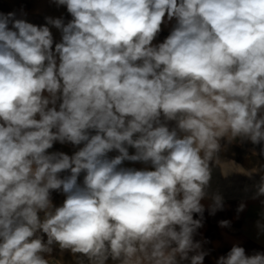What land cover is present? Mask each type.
Segmentation results:
<instances>
[{
	"label": "clouds",
	"instance_id": "obj_1",
	"mask_svg": "<svg viewBox=\"0 0 264 264\" xmlns=\"http://www.w3.org/2000/svg\"><path fill=\"white\" fill-rule=\"evenodd\" d=\"M52 3L71 18L0 12V264H56L57 249L73 264H204L194 237L226 206L215 158L234 141L264 157V0ZM254 174L259 236L264 165ZM215 264L264 251L235 242Z\"/></svg>",
	"mask_w": 264,
	"mask_h": 264
},
{
	"label": "crops",
	"instance_id": "obj_2",
	"mask_svg": "<svg viewBox=\"0 0 264 264\" xmlns=\"http://www.w3.org/2000/svg\"><path fill=\"white\" fill-rule=\"evenodd\" d=\"M21 9L27 13L26 19L28 22L37 25L45 23V16L59 17L63 15L65 21L71 18L64 7L57 8L52 3V0H0V12L16 11L19 16ZM170 28L171 24L164 27L154 43L163 42V39L169 34ZM51 30L54 40L58 42L60 33L54 28ZM54 150L65 151L68 154H71L73 151L71 146H61L58 143L49 151ZM253 150L258 153L260 146H254L250 142L241 144L239 141H234L231 144H226L225 148L214 160L212 188H218L222 192L225 197L226 206L224 211L217 212L215 216H207L208 212L205 211V218L208 219L205 220L202 229L211 230V232H209L205 240L206 242L202 245L203 250L209 252V255L205 257L204 264H215V260L220 255H224V253L230 250L233 243L224 245L222 243L211 242V240L215 238L214 234H218V230L225 229L218 225V221L222 220L224 214H237L236 209L241 201L246 202V208L239 214H246V221L239 219L240 216L238 215V219L231 221V227L226 229H247L245 240L237 241L241 246L245 247L246 254H252L254 250L264 251V235L258 236V229L256 227V221L260 219L261 204L259 200L250 199L251 191L247 193L244 191L246 186L251 189L252 185L260 179V174H254L251 179L248 175L260 171L261 166L264 165V157L255 155ZM125 166L142 167L140 164H132L130 162H125ZM53 199L54 203L59 205L62 203L64 197L53 193ZM202 203L207 205L210 201L204 200ZM214 230L215 233L212 232ZM53 255L57 258L56 264H73L74 257L68 253H59L57 249Z\"/></svg>",
	"mask_w": 264,
	"mask_h": 264
},
{
	"label": "rangeland",
	"instance_id": "obj_3",
	"mask_svg": "<svg viewBox=\"0 0 264 264\" xmlns=\"http://www.w3.org/2000/svg\"><path fill=\"white\" fill-rule=\"evenodd\" d=\"M240 216L239 219H241L242 221H246V214H224L222 219H228L230 221H235L237 220V216ZM209 216V215H207ZM198 214H194V219H197ZM208 218H205V220ZM209 232H211V230H206V229H199L198 230V234L194 237L195 240H200V241H205L206 237H208ZM213 233H215V230L212 231ZM218 234H214L215 238L213 240H211V242L214 243H222L224 245H228V244H232L235 243L237 241L240 240H245L246 238V233H247V229L246 228H242V229H222V230H218L217 231ZM234 233V234H232ZM217 235V236H216ZM225 248V247H224ZM226 254V253H224ZM70 264V263H68Z\"/></svg>",
	"mask_w": 264,
	"mask_h": 264
}]
</instances>
